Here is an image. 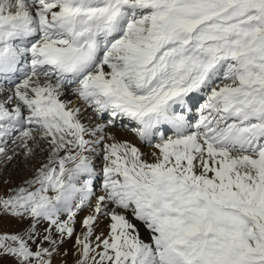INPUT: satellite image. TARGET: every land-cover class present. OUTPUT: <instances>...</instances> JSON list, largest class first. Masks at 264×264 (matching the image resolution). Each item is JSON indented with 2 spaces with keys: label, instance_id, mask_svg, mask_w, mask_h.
<instances>
[{
  "label": "snow or ice",
  "instance_id": "snow-or-ice-1",
  "mask_svg": "<svg viewBox=\"0 0 264 264\" xmlns=\"http://www.w3.org/2000/svg\"><path fill=\"white\" fill-rule=\"evenodd\" d=\"M16 160L0 264H264V0H0Z\"/></svg>",
  "mask_w": 264,
  "mask_h": 264
},
{
  "label": "bare ground",
  "instance_id": "bare-ground-1",
  "mask_svg": "<svg viewBox=\"0 0 264 264\" xmlns=\"http://www.w3.org/2000/svg\"><path fill=\"white\" fill-rule=\"evenodd\" d=\"M117 135L122 138V139H133L131 134H123V133H117ZM144 151H148V149H144ZM25 170V169H24ZM27 172V173H26ZM23 172V164L21 160H16L14 161L12 164L8 165L6 169L3 170V175L0 176V179L6 178V177H11V179L15 182V183H20V181L30 175V173L27 171ZM104 224H107V221L104 222ZM79 227V225H78ZM102 228L104 229V231L106 232L107 229L106 227L102 226ZM99 231V230H98ZM72 247V242H69L67 245H65L66 249H71ZM58 258V257H57ZM63 260H60L58 263L59 264H64V261L67 260V264H73V257L72 256H68V257H63ZM57 262V261H55Z\"/></svg>",
  "mask_w": 264,
  "mask_h": 264
},
{
  "label": "rangeland",
  "instance_id": "rangeland-1",
  "mask_svg": "<svg viewBox=\"0 0 264 264\" xmlns=\"http://www.w3.org/2000/svg\"><path fill=\"white\" fill-rule=\"evenodd\" d=\"M25 169V170H24ZM23 172H26V168L23 166ZM27 173V172H26ZM63 257H58V258H56V260L55 261H57V262H54V264H59L58 262L60 261V260H63L62 259Z\"/></svg>",
  "mask_w": 264,
  "mask_h": 264
}]
</instances>
